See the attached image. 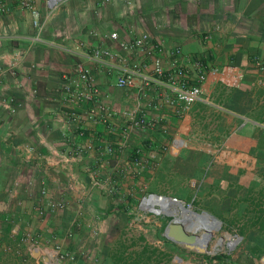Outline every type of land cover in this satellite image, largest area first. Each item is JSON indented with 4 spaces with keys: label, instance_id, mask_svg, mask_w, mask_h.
Here are the masks:
<instances>
[{
    "label": "crops",
    "instance_id": "1",
    "mask_svg": "<svg viewBox=\"0 0 264 264\" xmlns=\"http://www.w3.org/2000/svg\"><path fill=\"white\" fill-rule=\"evenodd\" d=\"M31 7L37 9L41 27L34 25ZM206 32L211 33L210 40L204 39ZM143 33L167 50L180 47L183 53L201 55L211 64L233 66L230 72L209 75L203 93L208 103L191 105L176 131L185 133L194 118L215 107L222 162L246 169L257 189L264 171V74L254 59L264 60V0H67L49 17L44 0H0V222L14 223L15 231L30 223L44 238L45 227L57 236L64 228L61 238L49 232V241L67 249L72 246L66 237L72 220L76 218L81 226L104 223L93 213L110 190L119 192L116 180L127 177L131 144L117 145L110 156L100 157L96 150L71 158L74 144L85 138H74L68 128L59 88L63 77L73 75L76 63L82 62L111 94L114 106H130L135 94L115 88L114 74H106L83 54L97 44L120 51V41ZM240 71L243 77L235 84ZM159 115L165 116L170 133L177 119L173 108L149 113ZM87 127L88 137L102 145L115 138L101 125ZM136 135L137 146L147 140L158 146L167 138L155 129ZM90 171L107 186H93ZM43 196L65 201L67 206L48 212L38 222L32 211ZM78 211L92 216L80 217ZM23 253L25 261L13 253L0 252V258L12 264H39L40 257L44 261L42 255ZM87 257L94 258V264H112L113 255L108 249L96 251L73 264H91Z\"/></svg>",
    "mask_w": 264,
    "mask_h": 264
},
{
    "label": "rangeland",
    "instance_id": "2",
    "mask_svg": "<svg viewBox=\"0 0 264 264\" xmlns=\"http://www.w3.org/2000/svg\"><path fill=\"white\" fill-rule=\"evenodd\" d=\"M216 112L215 107H212L198 115L188 124L191 128L183 134L176 131L180 118L174 119L175 128L166 134L165 143L177 138L181 139L179 146L173 151L171 148L159 151L157 164L150 165L139 177L127 175L123 180L117 179L119 192L102 198L99 209L93 213L103 217L104 223H98L96 226H71L73 236L67 238L71 239L69 244L72 246L68 249L81 259L80 256H87L96 251L124 248L122 264H210L203 255L215 254L227 256L228 261L234 264H264V252H259L256 257L251 251L257 239H262L264 243V237L253 223L256 211H264V171L258 179L256 189V181L250 178L246 169L236 170L233 165L222 162L221 136L217 133ZM138 141L140 140L137 139L136 133L130 136V154L137 147ZM155 148H160V145ZM228 175L233 178L227 179ZM149 193L175 197L184 206L215 217L220 226L207 240L206 250L209 253L198 252L184 243L166 238L164 229L175 216L164 211L155 214L139 207L141 197ZM121 202L124 209L118 210L117 206L121 205ZM109 203L115 204L119 212H105ZM87 213L81 214L80 217L84 215L89 219L92 215ZM32 214L41 222L34 210ZM6 223L8 222H0V242L3 243L0 248L1 255L6 253L3 247L10 243L13 229L6 233ZM13 224L11 223L12 227ZM25 228L32 229L31 224L24 225L22 229ZM64 230L63 228L58 231V236L46 227L43 232L47 236L46 239H49L50 234L61 238ZM187 232L193 233L188 229ZM222 237L223 243L216 246ZM232 239L236 241L229 246ZM39 259V264H46L41 257ZM87 259L91 264L95 263L94 258ZM0 264L12 263L0 258Z\"/></svg>",
    "mask_w": 264,
    "mask_h": 264
},
{
    "label": "built area",
    "instance_id": "3",
    "mask_svg": "<svg viewBox=\"0 0 264 264\" xmlns=\"http://www.w3.org/2000/svg\"><path fill=\"white\" fill-rule=\"evenodd\" d=\"M67 0H44L46 17L51 16L58 7ZM108 2L110 0H104ZM34 25L38 23L39 13L34 7L30 8ZM205 40L211 39V33L204 34ZM40 41L39 35L35 38ZM120 51L106 45L97 44L86 51L85 56L91 63L99 66L106 74H114L113 86L135 94L130 106L119 108L112 104L111 94L104 91L91 68L82 62H77L73 75H66L59 88V100L64 108V120L72 131L74 138L84 139L83 143L74 144L71 158L81 157L93 151H99L100 157L113 155L119 147L127 145L130 136L144 129H155L164 136L168 133L165 116H149L152 111H161L164 107L173 108L174 115L182 118L191 105L202 102L208 103L203 95L210 74L230 72L233 66H217L211 64L201 55H187L180 47L167 50L162 43L153 40L143 33L130 40L119 42ZM79 50V47L75 49ZM74 50V51H75ZM79 52V51H78ZM256 68L264 74V60L255 58ZM235 84L243 77L238 72ZM220 81H223L220 78ZM88 124L101 125L106 132L114 135L113 141L101 144L99 140L88 137ZM170 143V144H169ZM169 143H160V148L153 141L140 143L129 160L125 162V175L139 177L150 165H156L159 151L171 148L173 151L181 143V139L173 138ZM147 149V151H145ZM93 186L105 188L107 183L100 181L94 171H90ZM110 194L113 192L110 190ZM44 197V196H43ZM166 201V207L181 202L175 197L149 193L142 196L139 207L149 212L159 214L161 205L153 204L147 208L143 204L150 200ZM67 206L65 201L44 197V201L36 207V215L43 219L48 212H55ZM159 210V212H155ZM82 212L78 211L77 215ZM79 222L72 220L71 226ZM71 228L66 231V237L71 238ZM11 242L3 247L6 253H13L26 260L24 251L29 255L39 251L40 256L48 257L59 264L74 262L76 254L64 248L59 242L51 243L30 228L15 231L12 229ZM236 240V239H235Z\"/></svg>",
    "mask_w": 264,
    "mask_h": 264
},
{
    "label": "bare ground",
    "instance_id": "4",
    "mask_svg": "<svg viewBox=\"0 0 264 264\" xmlns=\"http://www.w3.org/2000/svg\"><path fill=\"white\" fill-rule=\"evenodd\" d=\"M153 204L161 205L160 210L167 214L169 213L174 215L176 219L180 220L184 225L187 226L186 228L188 230L193 231L194 234L196 233L194 242L188 244L192 249H207V240L209 239L210 235L220 226V222L209 213H198L191 208L184 206L182 202L171 204V206L167 208L168 206L166 207L167 203L165 200L159 201L156 199L150 200L148 203L143 204V206L152 208ZM155 212H159V210L155 209ZM235 241V239L229 241V246L233 245ZM222 243L223 237L218 240L216 246H220Z\"/></svg>",
    "mask_w": 264,
    "mask_h": 264
},
{
    "label": "trees",
    "instance_id": "5",
    "mask_svg": "<svg viewBox=\"0 0 264 264\" xmlns=\"http://www.w3.org/2000/svg\"><path fill=\"white\" fill-rule=\"evenodd\" d=\"M216 166H219V165H216ZM227 179H232L233 176L231 175H228L226 177ZM116 194V193H115ZM110 209H108L107 212H114V213H118L119 211L118 210H121V209H124V207H122V202H121V205H118L117 206V209L115 208V204L111 203L110 204ZM121 206V207H119ZM115 210V211H114ZM35 214H36V209H35ZM254 225L256 226V230L261 234V236L264 237V211L259 209L256 211V214H255V218H254ZM12 225L10 222L6 223L5 224V227H4V231L6 233H9L12 229ZM166 242H169V240L167 239H164ZM264 243L262 242V239H257L256 241V244H254L252 247H251V251L252 253L256 256L259 252H264ZM144 250H146L144 248ZM112 253L113 257H112V264H122V258H123V253H124V248L121 249V250H114V251H109ZM203 258L205 260H207L208 262H210V264H234V263H231L229 262V258L227 256H224L222 254H215V255H203ZM76 261H80V259L76 258L75 262Z\"/></svg>",
    "mask_w": 264,
    "mask_h": 264
},
{
    "label": "water",
    "instance_id": "6",
    "mask_svg": "<svg viewBox=\"0 0 264 264\" xmlns=\"http://www.w3.org/2000/svg\"><path fill=\"white\" fill-rule=\"evenodd\" d=\"M164 236L174 242L184 243L189 247V243L194 242L196 236L193 233H188L187 228L184 224L176 219L175 217L171 218V220L167 223L164 229ZM198 252H207L206 249H196ZM33 257H40V252L36 251L32 254ZM44 262L46 264H59L58 262L51 261L48 257H44Z\"/></svg>",
    "mask_w": 264,
    "mask_h": 264
}]
</instances>
